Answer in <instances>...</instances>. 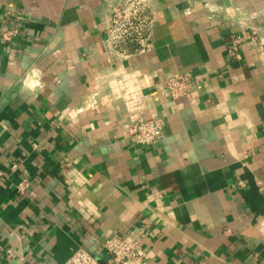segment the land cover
I'll return each mask as SVG.
<instances>
[{
	"label": "crops",
	"instance_id": "1",
	"mask_svg": "<svg viewBox=\"0 0 264 264\" xmlns=\"http://www.w3.org/2000/svg\"><path fill=\"white\" fill-rule=\"evenodd\" d=\"M118 1L0 0V26L23 27L0 38L1 259L107 262L119 233L137 256L111 264H264V0H153L130 58L105 46ZM176 72L190 96L169 95ZM152 116L164 138L137 143Z\"/></svg>",
	"mask_w": 264,
	"mask_h": 264
},
{
	"label": "built area",
	"instance_id": "2",
	"mask_svg": "<svg viewBox=\"0 0 264 264\" xmlns=\"http://www.w3.org/2000/svg\"><path fill=\"white\" fill-rule=\"evenodd\" d=\"M156 21L157 8L153 0H119L116 2L104 40L110 56L130 58L148 52L151 48ZM22 33L23 27L19 22H10L0 26V38L7 42H13ZM242 40L241 35H235L229 45V50L237 51ZM165 85L173 99L190 96L192 93L193 82L189 74L185 72H176L170 75L166 79ZM165 125V119L161 116L141 117L131 126L130 133L134 135L139 144H154L164 138ZM11 168L16 170L18 164L14 163ZM3 174L4 171L0 168V176ZM30 184L28 178H22L17 184L18 194L25 195ZM138 246V240L114 233L103 242V248L110 255L107 262H101L97 256L84 247L74 250L71 261L73 264L123 263L137 256ZM0 264H6L1 256Z\"/></svg>",
	"mask_w": 264,
	"mask_h": 264
}]
</instances>
